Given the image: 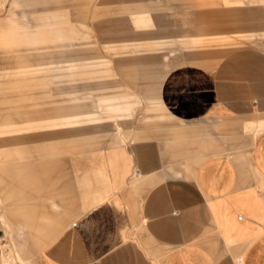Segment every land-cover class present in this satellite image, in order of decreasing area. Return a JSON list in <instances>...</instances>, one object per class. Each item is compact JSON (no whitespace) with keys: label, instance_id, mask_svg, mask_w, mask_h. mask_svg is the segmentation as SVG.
Here are the masks:
<instances>
[{"label":"rangeland","instance_id":"1","mask_svg":"<svg viewBox=\"0 0 264 264\" xmlns=\"http://www.w3.org/2000/svg\"><path fill=\"white\" fill-rule=\"evenodd\" d=\"M239 50L264 56V0H5V251L41 264L48 243L93 205L113 200L112 162H129L126 177L135 179L132 160H143L144 146L155 149L169 174L186 172L212 152L208 144L228 136L223 126L209 133L204 123L171 119L159 103L160 84L176 67L211 69ZM25 52L35 54L31 63L19 58ZM263 129V121L248 124L247 138ZM13 263L1 255L0 264Z\"/></svg>","mask_w":264,"mask_h":264},{"label":"crops","instance_id":"2","mask_svg":"<svg viewBox=\"0 0 264 264\" xmlns=\"http://www.w3.org/2000/svg\"><path fill=\"white\" fill-rule=\"evenodd\" d=\"M31 54L19 58L31 63ZM159 103L176 122H201L208 132L223 126L228 136L180 174L163 173L150 146L132 160L131 181L130 163L112 162L113 200L93 205L48 243L41 264H264V129L246 135L248 124L264 122V56L239 50L211 69L176 67L160 84ZM1 188L0 179V224L9 211ZM131 196L140 197L136 205L121 201ZM3 242L0 258L24 264Z\"/></svg>","mask_w":264,"mask_h":264}]
</instances>
